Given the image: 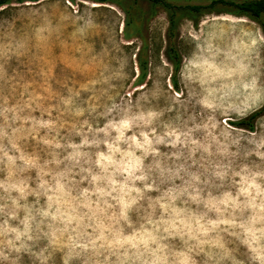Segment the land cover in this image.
Here are the masks:
<instances>
[{
	"label": "clouds",
	"instance_id": "clouds-1",
	"mask_svg": "<svg viewBox=\"0 0 264 264\" xmlns=\"http://www.w3.org/2000/svg\"><path fill=\"white\" fill-rule=\"evenodd\" d=\"M98 7L0 17V264H264V32L201 21L180 91L132 88Z\"/></svg>",
	"mask_w": 264,
	"mask_h": 264
},
{
	"label": "rangeland",
	"instance_id": "rangeland-1",
	"mask_svg": "<svg viewBox=\"0 0 264 264\" xmlns=\"http://www.w3.org/2000/svg\"><path fill=\"white\" fill-rule=\"evenodd\" d=\"M92 2L99 5L98 8L93 9L94 12L98 13L101 18L116 23L117 31L120 33V40L122 41L125 52L129 54L131 61L130 70L132 78L129 81V86L134 88L145 83H148L150 86L152 79L155 78L157 68L163 67L166 62L163 55L165 46L164 35L167 26L164 13L158 8H151L147 2L142 0H92ZM72 3L76 4L77 0H72ZM6 4H8L9 7L3 12H0V17H17L20 12V6L24 4V0H7ZM84 7L83 4L80 5L81 9ZM223 15L227 14L202 15L197 19L195 24L188 20H182L178 25L176 48L180 55L181 62L175 75L177 91H180L183 87L179 79L182 57L187 55L190 51V44L186 39L188 30L192 27L199 29L201 21H212ZM247 21L249 22L246 25L247 27L253 29L259 28L256 23L248 19ZM142 45L146 47L144 53L140 55V58L146 62V75L142 82L136 83L135 78L139 74L136 54L137 51L141 49ZM131 65H134V69L131 68ZM164 70L166 73L168 72L167 68ZM170 74L166 78L171 82Z\"/></svg>",
	"mask_w": 264,
	"mask_h": 264
},
{
	"label": "trees",
	"instance_id": "trees-1",
	"mask_svg": "<svg viewBox=\"0 0 264 264\" xmlns=\"http://www.w3.org/2000/svg\"><path fill=\"white\" fill-rule=\"evenodd\" d=\"M19 1V0H18ZM148 3L151 8L160 9L166 19L165 46L163 55L166 62L172 66L170 74L171 83L176 87L175 75L179 69L181 58L176 48L178 25L182 20L196 23L202 15L227 14L234 17H243L256 23L259 29L264 32V0H142ZM7 0H0V5L6 4ZM145 45L137 51V64L139 74L136 76V83L144 80L146 75V62L140 58L144 53ZM252 119L243 122L240 126L252 128Z\"/></svg>",
	"mask_w": 264,
	"mask_h": 264
}]
</instances>
